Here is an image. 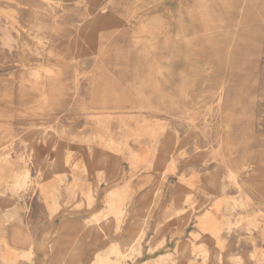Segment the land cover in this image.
Segmentation results:
<instances>
[{
  "label": "rangeland",
  "instance_id": "374dc122",
  "mask_svg": "<svg viewBox=\"0 0 264 264\" xmlns=\"http://www.w3.org/2000/svg\"><path fill=\"white\" fill-rule=\"evenodd\" d=\"M262 257L264 0H0V264Z\"/></svg>",
  "mask_w": 264,
  "mask_h": 264
},
{
  "label": "bare ground",
  "instance_id": "6f19581e",
  "mask_svg": "<svg viewBox=\"0 0 264 264\" xmlns=\"http://www.w3.org/2000/svg\"><path fill=\"white\" fill-rule=\"evenodd\" d=\"M208 11V10H207ZM233 36V35H232ZM233 41V40H232ZM229 46V45H228ZM228 50V49H227ZM189 59V58H188ZM44 136V135H43ZM42 136V138H44ZM32 153V152H31ZM31 156V155H30ZM25 170V169H24ZM27 171V170H26ZM41 172H43V171H41ZM38 173V172H37ZM41 174V173H40ZM39 174V175H40ZM38 175V174H37ZM25 177H26V175H24ZM45 176V175H44ZM49 176V175H48ZM47 176V177H48ZM231 176V175H230ZM40 177V176H39ZM41 177H42V175H41ZM14 178V177H13ZM35 180V179H34ZM41 180V179H40ZM39 181V180H38ZM42 181V180H41ZM14 183H13V186L14 187H17V186H20L21 184H23V180H21L18 176H15V178H14V181H13ZM239 186V185H238ZM46 188V187H45ZM41 189H43V188H41ZM48 191V190H47ZM243 208V207H242ZM206 217H208V214H206L205 215ZM204 216V217H205ZM206 217H205V219H206ZM241 218V217H240ZM5 223V222H4ZM256 239V238H255ZM204 246V244H202V243H200V248H202ZM117 248L116 247H112L111 248V250L112 251H115ZM199 251L201 252V255H202V257H203V259H205V260H207L209 257H210V255H209V253L207 252V251H205V250H202V249H199ZM213 257H217V256H213ZM217 261H219L218 259H216ZM259 261L261 262V264H264V257H262V258H259Z\"/></svg>",
  "mask_w": 264,
  "mask_h": 264
}]
</instances>
